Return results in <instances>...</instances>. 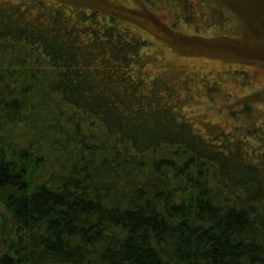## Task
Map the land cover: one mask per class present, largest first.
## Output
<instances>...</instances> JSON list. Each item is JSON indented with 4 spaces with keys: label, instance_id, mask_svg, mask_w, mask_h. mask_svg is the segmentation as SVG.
I'll return each mask as SVG.
<instances>
[{
    "label": "trees",
    "instance_id": "obj_1",
    "mask_svg": "<svg viewBox=\"0 0 264 264\" xmlns=\"http://www.w3.org/2000/svg\"><path fill=\"white\" fill-rule=\"evenodd\" d=\"M77 1L0 0V264H264V146L197 128L188 80L150 75L118 24L146 12ZM219 1L251 42L173 46L264 67V0Z\"/></svg>",
    "mask_w": 264,
    "mask_h": 264
},
{
    "label": "rangeland",
    "instance_id": "obj_2",
    "mask_svg": "<svg viewBox=\"0 0 264 264\" xmlns=\"http://www.w3.org/2000/svg\"><path fill=\"white\" fill-rule=\"evenodd\" d=\"M180 1L183 12L175 11L162 0H119L120 7L128 9L124 12L133 11L136 15L146 12L157 25L147 28L146 25L123 18L118 20V24L146 41L144 53L148 56L151 76L162 75L172 81L188 80L185 112L197 128L204 132V128L226 133L236 130L240 137L253 134L255 147L264 146V67L251 64V59L238 58L230 62L183 53L180 48L173 46L178 39L189 42L199 38L196 41L199 46L204 44V40L242 38L251 42V36H246L248 32L245 25L234 13L233 7L219 0H193L196 6L193 5L191 9H188L191 5L187 7L188 2ZM75 3H83L93 10L105 9V5L96 0H79ZM188 10L194 11L190 17L191 11ZM160 25L170 32L172 41L150 30L154 27L161 29ZM246 100L255 104L249 102L252 104L251 111L242 113ZM57 162L58 157L52 156V164L48 167L53 168Z\"/></svg>",
    "mask_w": 264,
    "mask_h": 264
}]
</instances>
